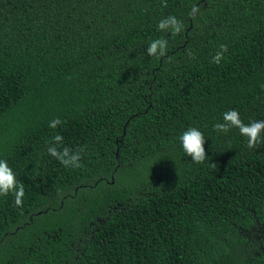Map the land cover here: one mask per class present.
I'll list each match as a JSON object with an SVG mask.
<instances>
[{
	"label": "trees",
	"instance_id": "16d2710c",
	"mask_svg": "<svg viewBox=\"0 0 264 264\" xmlns=\"http://www.w3.org/2000/svg\"><path fill=\"white\" fill-rule=\"evenodd\" d=\"M166 3L0 0V160L25 189L0 196V264H264V143L213 127L264 120V0Z\"/></svg>",
	"mask_w": 264,
	"mask_h": 264
},
{
	"label": "clouds",
	"instance_id": "9594fccd",
	"mask_svg": "<svg viewBox=\"0 0 264 264\" xmlns=\"http://www.w3.org/2000/svg\"><path fill=\"white\" fill-rule=\"evenodd\" d=\"M163 6H167L166 0H164ZM196 11V9H193ZM184 28L183 22L178 20L174 16H168L161 19L157 24L158 30L171 29L173 35L179 34ZM166 39H155L147 47L146 52L149 56H164L167 50ZM228 51L227 45L221 44L219 50L212 58V62L219 64L224 59V53ZM224 123L215 124L214 130L217 132L228 133L231 128L239 129L242 136L248 138L247 147L254 148L258 144L264 143V137L261 133L264 132V120L251 121L249 124H245L241 118L239 111L236 109H230L223 114ZM62 121L59 118L53 119L49 127L55 129L60 125ZM62 135H55L53 137V145L48 147V154L57 159L65 167L80 168L82 167L81 151L77 150L73 152L67 147L58 149L57 145L63 142ZM180 143L184 153L191 157L192 161L197 164H202L206 160V152L204 148L205 136L202 131L196 127H189L180 136ZM9 193L14 195V202L17 206H22L23 197L25 195L24 185L17 181L16 174L13 169L8 165L6 160H0V196H7Z\"/></svg>",
	"mask_w": 264,
	"mask_h": 264
}]
</instances>
